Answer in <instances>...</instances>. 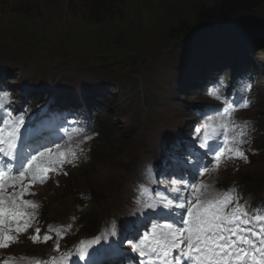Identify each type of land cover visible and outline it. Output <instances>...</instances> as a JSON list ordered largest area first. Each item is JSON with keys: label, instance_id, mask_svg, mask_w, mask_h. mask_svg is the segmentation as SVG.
I'll return each instance as SVG.
<instances>
[{"label": "rangeland", "instance_id": "374dc122", "mask_svg": "<svg viewBox=\"0 0 264 264\" xmlns=\"http://www.w3.org/2000/svg\"><path fill=\"white\" fill-rule=\"evenodd\" d=\"M216 2L0 0V75L5 80L3 84L16 94L19 88H28L23 95H17L18 104L22 106L28 95L40 101L44 95L51 97L57 92L55 95L59 97L62 92L75 94L74 99L81 100L93 92L95 105H99L106 118L112 117L125 139L121 153L116 155L109 151V139H104L96 154L104 145L101 152L104 151V157L106 154L105 159L81 179L82 184L96 180L91 191L95 207L89 213L94 218L103 213L102 224L117 220L112 210L116 189L109 195L117 182L114 174L129 168L139 178L133 156L140 149H149L141 146L142 140L148 145L179 119L180 110L186 112L180 93L188 96L198 93L185 84L193 78L191 71L195 67L189 66H197L204 49L223 52L229 58L250 49L249 56L261 73L257 96L262 99L245 117L257 114L264 126V4L252 15H239L211 34L205 33L209 35L174 37L173 29L177 31L184 22L199 25L197 16L203 6ZM96 3L101 5L95 6ZM103 4L109 6L108 12L96 20L94 14ZM256 33L260 34L255 40ZM197 47L201 49L195 56L193 50ZM229 62L226 61V68ZM37 88L42 89L35 98ZM260 149L252 163L241 168V173L245 179L264 185V140ZM117 156L122 159L116 167ZM233 164L211 174L207 180L214 179L216 188L228 185ZM124 184L125 178L120 186ZM246 189L255 191L249 185ZM261 192L259 200L264 198V188ZM99 233L106 236L102 227ZM28 248L25 250L33 254L32 248Z\"/></svg>", "mask_w": 264, "mask_h": 264}, {"label": "snow or ice", "instance_id": "6c2138e0", "mask_svg": "<svg viewBox=\"0 0 264 264\" xmlns=\"http://www.w3.org/2000/svg\"><path fill=\"white\" fill-rule=\"evenodd\" d=\"M250 89L248 84L245 90ZM210 95L224 105L215 114L220 119L206 117L204 126L196 129V140L177 147L173 153L175 162L160 173L155 192L160 198L145 204L146 209L157 213L153 230L134 229L114 245L96 248L91 253L87 251L91 245L82 246L78 256L86 257V264H124L112 259L124 243L132 245L147 264H264V208L251 209L236 186L217 189L214 179H203L229 161L247 162L244 145L250 142L251 122L235 121L231 114L249 105L243 96L237 103L236 98L218 91ZM4 103L5 97L0 93V108ZM76 123L73 121L72 125ZM68 125L65 119L49 132L37 127L22 133L23 112L16 117L6 112L0 120V249L19 243L20 236L28 234L29 229L33 232L28 239L33 243H47L54 235L62 239L70 231V226L60 232L49 226L41 235V205L26 198L37 195L35 186L46 184L53 175H68L65 165L75 166L77 148H66L60 143L65 138L61 133L69 132ZM91 139L89 135L83 136V140ZM186 157H193L195 162ZM165 181L172 187H164ZM101 238L94 242L99 243ZM53 251L60 253L58 241ZM70 255L65 252L37 260L36 264H65ZM0 264L9 261L5 259Z\"/></svg>", "mask_w": 264, "mask_h": 264}, {"label": "trees", "instance_id": "16d2710c", "mask_svg": "<svg viewBox=\"0 0 264 264\" xmlns=\"http://www.w3.org/2000/svg\"><path fill=\"white\" fill-rule=\"evenodd\" d=\"M263 4H264V0H217L215 4L209 5V7L203 6V9H201L200 14L197 16L199 19V25L194 26V25H187L186 22L181 23L182 25L181 24L179 25L178 27L179 29L177 31L173 29V32L175 34L174 37L177 39H180L182 35H186V36L188 35H192V36L193 35H198V36L209 35L211 34V32L216 31L217 28L219 29L220 27L227 25L230 22V20H234L233 18L239 15H242V14L252 15L255 11L260 9ZM100 5L101 3H96L95 6L99 7ZM102 6H104V4ZM108 7L104 6L102 7V9L97 11V13L94 14L95 19L100 20L99 19L100 16L106 15L108 12ZM91 11L93 12L94 10H91ZM196 32H200V33L197 34ZM205 33H209V34H205ZM258 37L259 35L256 33L253 36V39L256 40ZM249 52L250 51L245 50L242 56L245 60L251 63L249 60L250 58ZM218 55H223V56L217 57ZM224 59H226V56H224V53L217 52V51H213L211 53L206 52L205 55L199 56V61L197 64L202 65V66H211V65L220 66L221 64L224 63V61H222ZM110 126L112 128H115L116 124H113V122H111ZM111 131L113 130L108 129L107 133L109 134ZM261 132L262 134H264V128L261 129ZM106 138L109 139V136L106 135ZM111 149L113 150V148ZM105 157L100 155V157L95 162V164L94 163L93 164L96 165V163H99L102 159H105ZM109 166H112V164ZM84 177L86 176H83L82 178ZM243 183L245 185L251 186L253 189L258 191V194H260V192L264 188V185H261L259 182L255 180L250 181L244 178ZM92 196H93V193H92ZM92 196L91 198L94 199ZM92 204H93V207H95V203L93 202ZM96 219L97 218L95 217L94 220ZM94 223L97 224V221H95Z\"/></svg>", "mask_w": 264, "mask_h": 264}, {"label": "water", "instance_id": "95a60500", "mask_svg": "<svg viewBox=\"0 0 264 264\" xmlns=\"http://www.w3.org/2000/svg\"><path fill=\"white\" fill-rule=\"evenodd\" d=\"M196 33H198V32H196Z\"/></svg>", "mask_w": 264, "mask_h": 264}]
</instances>
